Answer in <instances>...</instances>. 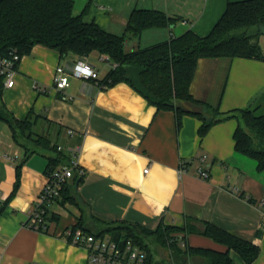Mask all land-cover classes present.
Returning <instances> with one entry per match:
<instances>
[{
    "label": "crops",
    "instance_id": "crops-1",
    "mask_svg": "<svg viewBox=\"0 0 264 264\" xmlns=\"http://www.w3.org/2000/svg\"><path fill=\"white\" fill-rule=\"evenodd\" d=\"M233 1L241 0H88L85 18L116 34L125 31L135 8L158 9L175 18L169 27L129 37L126 47L135 50L187 30L205 36ZM79 59L91 62L101 80L113 66L97 51L85 58L62 56L38 44L19 61L15 86H4L8 109L21 120L30 119L35 135L62 146L69 157L77 150L84 173L75 172L78 191L71 180L51 205L48 231L29 228L49 161L43 153L26 156L9 125L0 121V264H89L87 249L64 233L82 219L81 228L88 230L96 228L97 220H125L152 229L212 223L259 247L252 263L231 250L236 264H264V173L236 152L237 120L217 123L201 137L200 119L186 114L178 127L173 110L158 111L125 82L102 88L97 81L71 77L64 90L55 88L57 67L69 70ZM190 90L221 111L261 106L264 59L201 58ZM73 192L77 202L68 200ZM185 237L192 246L228 249L197 232Z\"/></svg>",
    "mask_w": 264,
    "mask_h": 264
},
{
    "label": "trees",
    "instance_id": "trees-1",
    "mask_svg": "<svg viewBox=\"0 0 264 264\" xmlns=\"http://www.w3.org/2000/svg\"><path fill=\"white\" fill-rule=\"evenodd\" d=\"M88 6L75 13V0H0V55L16 52L22 58L41 44L57 50L62 56L70 53L85 58L92 52L104 54L113 66L100 80L102 88L125 82L141 94L158 111L173 110L177 126L182 117L193 115L202 121L203 137L215 124L235 119L236 152L252 159L264 173V115L256 114L260 106L221 111L219 107L199 100L191 93L198 61L201 58L243 57L264 59L258 42L264 27V0L229 2L224 14L205 36L187 30L164 42L135 50H126L129 37H139L145 29L169 27L174 17L164 11L135 8L130 13L125 31L116 34L103 28L95 19L86 20ZM4 78L0 76V121L6 122L13 139L26 156L43 153L48 158L46 173L69 163L71 157L58 149L47 137L35 135L30 119L21 120L5 104L2 93ZM75 189L78 177H73ZM66 187V186H65ZM77 202L75 192L68 196ZM96 228L85 229L98 236H110L118 242L132 241L145 253L144 264H236L230 251H237L246 263L259 255V247L222 229L203 222L200 226L178 227L160 224L152 229L128 221L97 220ZM83 219L73 228L82 227ZM200 233L227 246L226 251L192 246L179 233ZM160 249L164 254L160 255Z\"/></svg>",
    "mask_w": 264,
    "mask_h": 264
},
{
    "label": "built area",
    "instance_id": "built-area-1",
    "mask_svg": "<svg viewBox=\"0 0 264 264\" xmlns=\"http://www.w3.org/2000/svg\"><path fill=\"white\" fill-rule=\"evenodd\" d=\"M20 60L21 57L16 52H11L8 56L0 55V76L4 78L6 87L15 86L17 66ZM71 77L94 80L101 86L99 70L85 59L77 60L69 70L64 66H58L54 75L55 88L64 90L70 85ZM37 88L41 91L45 90L39 86ZM69 133L73 135L74 131L70 129ZM58 149L62 151L63 147L58 146ZM72 152L69 163L52 168L46 173L47 181L37 198L36 207L29 216L27 224L29 228L48 231L47 217L51 205L62 194L64 187L71 182L76 171L79 174L84 173L76 159L77 150ZM148 170L146 168L145 172ZM199 171L203 178H209L208 171L203 169ZM64 233L72 243L82 245L87 249L89 264H144L145 253L130 240L125 243L118 242L110 236L89 233L81 227L67 228Z\"/></svg>",
    "mask_w": 264,
    "mask_h": 264
},
{
    "label": "rangeland",
    "instance_id": "rangeland-1",
    "mask_svg": "<svg viewBox=\"0 0 264 264\" xmlns=\"http://www.w3.org/2000/svg\"><path fill=\"white\" fill-rule=\"evenodd\" d=\"M88 0H75V13H81L83 11V9L86 6ZM123 0H121L122 2ZM125 1V0H124ZM120 31V30H119ZM122 33V32H121ZM128 40V39H127ZM258 42L261 46V49L264 53V34H261L259 36ZM126 50H131L130 47H126ZM254 107V106H253ZM256 114L258 115H264V104L261 105L257 110H256ZM164 254V251L160 249V255Z\"/></svg>",
    "mask_w": 264,
    "mask_h": 264
},
{
    "label": "water",
    "instance_id": "water-1",
    "mask_svg": "<svg viewBox=\"0 0 264 264\" xmlns=\"http://www.w3.org/2000/svg\"><path fill=\"white\" fill-rule=\"evenodd\" d=\"M261 34H264V27H261ZM79 181L80 180H77L76 181V184H75V189L78 191V187H79Z\"/></svg>",
    "mask_w": 264,
    "mask_h": 264
}]
</instances>
